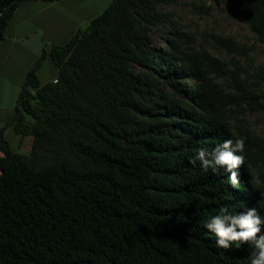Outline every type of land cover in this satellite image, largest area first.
I'll return each mask as SVG.
<instances>
[{
	"label": "trees",
	"instance_id": "trees-1",
	"mask_svg": "<svg viewBox=\"0 0 264 264\" xmlns=\"http://www.w3.org/2000/svg\"><path fill=\"white\" fill-rule=\"evenodd\" d=\"M6 1L0 44L28 0L7 10ZM178 1L113 0L52 46L57 82L39 80L46 52L29 71L12 124L33 138L32 152L0 144V264H250V244L218 248L205 223L223 205L264 216V137L246 120L264 102L240 59L185 49L181 37L158 67L148 45L165 21L158 6ZM229 2L264 44V0ZM214 40L249 59L251 47ZM256 78L264 83V69ZM229 138L244 141L236 186L192 163Z\"/></svg>",
	"mask_w": 264,
	"mask_h": 264
},
{
	"label": "crops",
	"instance_id": "crops-1",
	"mask_svg": "<svg viewBox=\"0 0 264 264\" xmlns=\"http://www.w3.org/2000/svg\"><path fill=\"white\" fill-rule=\"evenodd\" d=\"M106 1L110 4L113 0ZM91 2L28 0L19 5L0 44V144L3 138L12 150L22 151L29 136L18 134L12 123L27 75L46 52L47 58L38 70L39 80L44 85L58 78V69L50 57L52 46L64 45L97 17ZM46 66L49 73L45 72Z\"/></svg>",
	"mask_w": 264,
	"mask_h": 264
},
{
	"label": "rangeland",
	"instance_id": "rangeland-1",
	"mask_svg": "<svg viewBox=\"0 0 264 264\" xmlns=\"http://www.w3.org/2000/svg\"><path fill=\"white\" fill-rule=\"evenodd\" d=\"M91 1V5H94V14L97 16L111 4L106 0L104 2L102 0ZM158 12L165 18V21L152 27L148 45L156 57L159 68L164 66L161 53L165 51L169 43L181 37V43L185 49L194 51L206 49L226 62L240 59L246 71L243 77L254 81L252 87L256 93L262 95V102H264V83L259 85L256 78V74L264 69V44L258 40L257 35L229 0H179L174 4H160ZM214 36L231 37L240 44L251 47L249 59L221 50L215 43ZM133 70L138 72L141 67L133 64ZM46 71L49 73L48 66L45 67ZM218 81L229 88L227 80L220 78ZM192 83L191 80L189 87ZM27 117L29 118V120L26 118L27 123H32V118ZM246 120L257 135L264 137L263 111L248 113ZM32 144L33 138L29 136L21 152L31 154Z\"/></svg>",
	"mask_w": 264,
	"mask_h": 264
},
{
	"label": "clouds",
	"instance_id": "clouds-1",
	"mask_svg": "<svg viewBox=\"0 0 264 264\" xmlns=\"http://www.w3.org/2000/svg\"><path fill=\"white\" fill-rule=\"evenodd\" d=\"M243 149L242 139L234 141L229 138L211 152L203 148L196 150L192 163L199 161L204 170L219 169L227 173L229 184L236 186L240 183L239 169L245 160ZM205 228L214 234L218 248L239 249L244 244H250V264H264V216L258 214L256 208L236 212L229 205H223L206 221Z\"/></svg>",
	"mask_w": 264,
	"mask_h": 264
},
{
	"label": "water",
	"instance_id": "water-1",
	"mask_svg": "<svg viewBox=\"0 0 264 264\" xmlns=\"http://www.w3.org/2000/svg\"><path fill=\"white\" fill-rule=\"evenodd\" d=\"M19 0H7L2 6V9H8L12 4L18 2Z\"/></svg>",
	"mask_w": 264,
	"mask_h": 264
},
{
	"label": "built area",
	"instance_id": "built-area-1",
	"mask_svg": "<svg viewBox=\"0 0 264 264\" xmlns=\"http://www.w3.org/2000/svg\"><path fill=\"white\" fill-rule=\"evenodd\" d=\"M55 82H57V80H55Z\"/></svg>",
	"mask_w": 264,
	"mask_h": 264
}]
</instances>
